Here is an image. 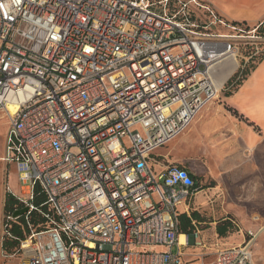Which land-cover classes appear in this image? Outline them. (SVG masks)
<instances>
[{
	"label": "built area",
	"instance_id": "1",
	"mask_svg": "<svg viewBox=\"0 0 264 264\" xmlns=\"http://www.w3.org/2000/svg\"><path fill=\"white\" fill-rule=\"evenodd\" d=\"M263 24L228 21L207 0H0L1 264H255L251 232L185 251L206 247L198 229L179 243L178 206L196 183L153 153L264 57ZM228 56L237 66L217 87ZM36 185L53 214L42 230L27 219ZM6 193L19 204L9 213ZM20 216L28 232L8 253L1 239Z\"/></svg>",
	"mask_w": 264,
	"mask_h": 264
},
{
	"label": "crops",
	"instance_id": "2",
	"mask_svg": "<svg viewBox=\"0 0 264 264\" xmlns=\"http://www.w3.org/2000/svg\"><path fill=\"white\" fill-rule=\"evenodd\" d=\"M207 1L228 21L249 19L247 25L254 26L264 19V0ZM160 148L163 152L156 154L158 148L153 153L157 168H184L196 183L194 196L181 204L180 213L199 214L204 206L211 210L219 197L243 196L254 207L264 202V57L224 96V103L210 102L183 133ZM253 214L264 220L257 211Z\"/></svg>",
	"mask_w": 264,
	"mask_h": 264
},
{
	"label": "rangeland",
	"instance_id": "3",
	"mask_svg": "<svg viewBox=\"0 0 264 264\" xmlns=\"http://www.w3.org/2000/svg\"><path fill=\"white\" fill-rule=\"evenodd\" d=\"M237 22L247 25V22L249 23V19L247 20V22ZM260 34H264V24L260 28ZM263 44L264 42H260L258 45L263 46ZM247 51L248 49L246 48L242 55L245 56ZM250 60L251 59H249L248 62L245 64L243 72L249 71V69H251L256 63V59H252V62H250ZM242 61L244 62L243 59ZM224 96L225 91L222 90L219 93L218 98L214 100V102L219 104L224 103ZM6 122L7 118L0 111V156H3V147L6 134ZM160 152H163V148H159L158 150H156L155 153L159 154ZM0 166H2V164H0ZM7 184L12 191L19 194L21 187H19V184L16 181V174L13 169H11ZM229 202H232V208L228 206ZM210 207H212L211 210L207 206L200 207V213L198 217L199 221H196V226L200 231L198 238L206 247L202 248L200 246H188L185 251L187 253L196 254L200 252H206L208 250L221 248L223 246L241 244L243 242H246L250 238L249 232H251L254 235L252 237L253 240L250 245L254 257V262L255 264H264V220L257 219L255 214H253L254 211H257L262 216L264 215L263 199H261V204L259 206L254 207L252 206L251 202L243 196H231L227 198L219 197L215 199V201L212 203V205H210ZM223 207L225 211L221 210ZM181 208L182 205H179L178 209L180 211ZM238 211H240L241 214H239ZM222 226H227V230L223 236H221L217 231V228ZM260 228L261 230L258 231V229ZM2 240L3 238L1 239V244L3 242L10 248V239L4 237V240ZM155 249L159 250L162 248L156 247ZM6 252L10 253V251ZM3 260L4 258H0V264ZM10 264H17V259L12 258L10 260Z\"/></svg>",
	"mask_w": 264,
	"mask_h": 264
},
{
	"label": "trees",
	"instance_id": "4",
	"mask_svg": "<svg viewBox=\"0 0 264 264\" xmlns=\"http://www.w3.org/2000/svg\"><path fill=\"white\" fill-rule=\"evenodd\" d=\"M233 23L236 22L233 21ZM247 73L248 71L243 72V75H241L239 78H235L236 74H234L227 81L226 87L229 85L230 87L227 90H225L226 96H229L237 88V86L240 84V82ZM45 201H46L45 195L43 194L40 187L36 185L34 187V194H33V204L35 209L31 210V212L28 213V217H27L28 222L35 230H42L48 228V218L46 217V215H49L51 217L53 215L51 209L45 203ZM18 205H19L18 201L16 200V198H14L12 194L6 193L4 195L3 210L5 213L12 212L15 208L18 207ZM198 217L199 214L197 211H192L190 214H187L185 212L179 213L178 233L189 234L194 230L198 229L196 226V221H199ZM226 230H227V226H222L217 228V231L221 236L225 234ZM8 232L11 237H5V238L10 239L11 241L10 248L3 242H2V248L5 251L12 252L16 249L18 245V241L24 238L28 232L27 224L24 220V217L20 216L15 221L11 222V225L8 228Z\"/></svg>",
	"mask_w": 264,
	"mask_h": 264
},
{
	"label": "bare ground",
	"instance_id": "5",
	"mask_svg": "<svg viewBox=\"0 0 264 264\" xmlns=\"http://www.w3.org/2000/svg\"><path fill=\"white\" fill-rule=\"evenodd\" d=\"M236 66H237V61L234 58V56H228L225 58V60H223L220 63V66L218 67V69L220 68L219 69L220 71L218 70L219 73L215 77L217 87H220L222 85L223 81L228 77L229 74H231V72L234 70V68ZM10 109L12 110V112L14 111L13 107H10ZM262 228H263V226H262ZM179 243L180 244L186 243V238H185V235L183 233H181L179 235Z\"/></svg>",
	"mask_w": 264,
	"mask_h": 264
},
{
	"label": "water",
	"instance_id": "6",
	"mask_svg": "<svg viewBox=\"0 0 264 264\" xmlns=\"http://www.w3.org/2000/svg\"><path fill=\"white\" fill-rule=\"evenodd\" d=\"M26 211H27V208H23V209H21V210H19V211H16V212L14 213V215H15V216H17V215H22V214H24Z\"/></svg>",
	"mask_w": 264,
	"mask_h": 264
}]
</instances>
